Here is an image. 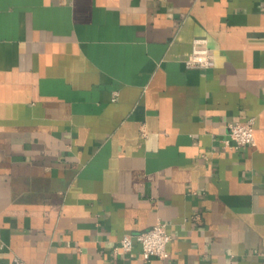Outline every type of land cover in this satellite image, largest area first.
<instances>
[{
	"label": "crops",
	"instance_id": "crops-1",
	"mask_svg": "<svg viewBox=\"0 0 264 264\" xmlns=\"http://www.w3.org/2000/svg\"><path fill=\"white\" fill-rule=\"evenodd\" d=\"M0 226V264H264V0H0Z\"/></svg>",
	"mask_w": 264,
	"mask_h": 264
},
{
	"label": "built area",
	"instance_id": "built-area-1",
	"mask_svg": "<svg viewBox=\"0 0 264 264\" xmlns=\"http://www.w3.org/2000/svg\"><path fill=\"white\" fill-rule=\"evenodd\" d=\"M187 67L195 69H209L214 65V55L205 43L194 42L192 51L185 61ZM256 142L254 133V120L249 119L246 122L235 121L230 124V132L224 140V145L233 149H240L247 146H253ZM172 236L168 231L167 223L158 221L150 229L137 234H125L112 248L116 255L130 253L134 245L140 246L142 258L149 261L151 258L166 260L169 258L168 244ZM1 240L0 226V249L3 248ZM15 264H23L19 259L14 258Z\"/></svg>",
	"mask_w": 264,
	"mask_h": 264
}]
</instances>
